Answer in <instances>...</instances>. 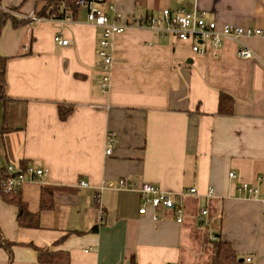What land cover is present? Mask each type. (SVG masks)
<instances>
[{
  "label": "crops",
  "instance_id": "crops-1",
  "mask_svg": "<svg viewBox=\"0 0 264 264\" xmlns=\"http://www.w3.org/2000/svg\"><path fill=\"white\" fill-rule=\"evenodd\" d=\"M45 2L0 0V9L38 14ZM101 3L123 23L186 6L218 25L262 33L227 38L214 55L194 52L191 39L128 28L111 38L102 92L100 29L84 10L64 24L9 15L0 28L7 58L0 168L26 161L44 174L20 187L36 227L19 226L17 208L0 199V264H210L218 237L247 264H264V0ZM55 34L68 44H56ZM241 45L254 55L239 57ZM220 92L234 100L230 115L218 113ZM59 105L71 107L64 120ZM110 132L116 142L107 155ZM119 178L169 193L183 206L182 221L173 208H153L135 190L117 188ZM244 183L257 193L239 191ZM43 188L52 192L46 209L39 205ZM37 250L62 257L45 263Z\"/></svg>",
  "mask_w": 264,
  "mask_h": 264
},
{
  "label": "built area",
  "instance_id": "built-area-1",
  "mask_svg": "<svg viewBox=\"0 0 264 264\" xmlns=\"http://www.w3.org/2000/svg\"><path fill=\"white\" fill-rule=\"evenodd\" d=\"M78 10H84L85 20L100 29V39L98 42L97 55L101 59V82L100 87L102 92L106 91L109 85L110 66L112 63L111 56V38L115 34H119L128 28H147L156 34L173 37L179 41L192 40V50L199 54H204L208 49L214 51V55L221 47L223 41L230 38L239 42L243 36H251L261 34L262 31L258 28L241 27L232 24L218 25L216 21L207 20L203 12L197 8L181 7L175 10L164 8L161 10L160 15L154 16L153 14L145 13L133 22H120L115 19L109 18L107 14V7L100 0H77ZM8 15L17 19H26L29 23H40L44 20L50 22H56L60 24L75 23V20L70 15L66 14L61 18H45L38 16L34 12L28 14H22L14 10L7 8L3 9ZM56 44L64 46L68 44V39L62 38L59 34H55L53 37ZM241 58H250L254 55L251 49L241 45L237 52ZM116 142L115 135L110 132L107 134V148L105 154H111L112 147ZM8 176L0 178V185L4 190L15 192L21 187V184L26 179H35L44 174L41 169H34L31 166H27L22 170L19 166L7 165L4 167ZM230 177L234 176L233 172L229 173ZM81 185H87L86 182L81 181ZM111 183H105L102 187H110ZM117 188H124L135 190L140 194L141 199L146 205L153 208L163 206L165 208H173L176 213L177 222H181L183 219V206L176 203L169 193L161 191L153 184L145 182H134L124 178H119L116 181ZM241 192H245L249 195H255L257 189L250 187L248 184H242L239 189ZM190 193H194L195 189L191 188ZM212 192V190H210ZM94 201L99 204L100 194L97 193L94 197ZM145 207L139 209V213H144ZM202 215L207 213L206 210H201ZM247 261L250 259L247 258ZM135 264V263H129Z\"/></svg>",
  "mask_w": 264,
  "mask_h": 264
},
{
  "label": "trees",
  "instance_id": "trees-1",
  "mask_svg": "<svg viewBox=\"0 0 264 264\" xmlns=\"http://www.w3.org/2000/svg\"><path fill=\"white\" fill-rule=\"evenodd\" d=\"M101 1V0H100ZM78 13L77 0H46L43 9L37 14L38 16L45 18H61L66 14L70 15L71 18H75ZM10 17L7 13H4L0 9V28L3 22ZM25 21L29 23L26 19H20L19 22ZM6 57L0 55V100H5V66ZM234 100L231 95L220 92L218 98V113L223 115H230L233 112ZM71 112L70 106H58L59 118L64 120ZM20 168L24 170L28 165L26 161H21L19 164ZM8 176L4 168H0V178H5ZM0 199L6 203L12 204L17 208L16 220L19 226L24 227H36L38 216L28 211L26 205L21 200L20 188L15 192L6 191L0 185ZM40 208L46 209L52 206V192L49 188H43L41 190L40 197ZM96 228V227H95ZM94 228V229H95ZM4 244L1 238L0 232V245ZM9 250V245L6 244ZM39 259L45 263H54L56 260L60 259L62 255H57L56 253H49L43 250H37ZM210 264H247L245 259L238 256L233 250L229 242L222 240L218 237L211 243V257Z\"/></svg>",
  "mask_w": 264,
  "mask_h": 264
},
{
  "label": "water",
  "instance_id": "water-1",
  "mask_svg": "<svg viewBox=\"0 0 264 264\" xmlns=\"http://www.w3.org/2000/svg\"><path fill=\"white\" fill-rule=\"evenodd\" d=\"M188 6H191L190 4Z\"/></svg>",
  "mask_w": 264,
  "mask_h": 264
}]
</instances>
